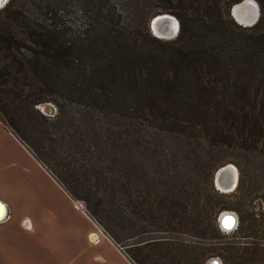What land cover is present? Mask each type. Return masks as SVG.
Instances as JSON below:
<instances>
[{"label":"trees","instance_id":"obj_1","mask_svg":"<svg viewBox=\"0 0 264 264\" xmlns=\"http://www.w3.org/2000/svg\"><path fill=\"white\" fill-rule=\"evenodd\" d=\"M243 1L0 9V120L133 264H264V0L253 27L231 16ZM170 13L181 22L175 40L140 30ZM228 163L238 186L219 193L214 176ZM228 195L239 225L226 234L252 242L208 246L225 233Z\"/></svg>","mask_w":264,"mask_h":264},{"label":"crops","instance_id":"obj_2","mask_svg":"<svg viewBox=\"0 0 264 264\" xmlns=\"http://www.w3.org/2000/svg\"><path fill=\"white\" fill-rule=\"evenodd\" d=\"M3 207L6 216L0 220V264H112L99 249L104 243L117 252L124 264H133L0 120V215L4 213ZM52 235L67 238L73 260L60 263L56 256L42 262L31 259L33 240ZM93 235L97 236L95 241ZM20 242L32 244V249L23 248L29 252L24 258L20 255ZM44 248L50 251L51 247ZM94 248L99 252L87 255Z\"/></svg>","mask_w":264,"mask_h":264},{"label":"rangeland","instance_id":"obj_3","mask_svg":"<svg viewBox=\"0 0 264 264\" xmlns=\"http://www.w3.org/2000/svg\"><path fill=\"white\" fill-rule=\"evenodd\" d=\"M224 2H225V0H224ZM145 6H146V3L144 1H142L141 2V7H145ZM130 9L132 11V14L130 16V19H133L134 13H135V10L136 9H133V7L130 8ZM140 10H142V9L140 8ZM173 11L174 12L175 11L176 12L177 11H180L179 6L178 7H175ZM169 15L173 16L174 18H176L179 21L180 31H181V22H180V19L175 14H173V13H170ZM230 18H232V17H230ZM151 20L152 19H150L149 21H147L145 23L144 22L141 23L140 24V30L144 34V33H146V29H149L150 32H151V34L153 36H155L154 33L152 32L151 28H150V22H151ZM180 31L178 32V34L176 35V37H174L172 39H161V40L162 41H165V42L166 41L175 40L178 37V35L180 34ZM155 37L158 38L157 36H155ZM228 164L229 165H234L235 167H237L234 163H228ZM220 192L221 191H219V193ZM221 193L232 194V192H224V191H222ZM228 196L229 197H223L222 196V198H221L224 201V204H222V206L223 207H226L228 209V210H226L224 212H234V213H236V215L238 216V219H239V213L235 210V208H233V207H235L236 199H234L233 197H230L231 195H228ZM259 209H263V207H253V211L256 212L257 216H258V213H259ZM226 233L227 232L223 233V232L219 231V237H220V239L213 240V241H209V242H207V245L208 246H215V247H219L220 248V247H222L224 245L232 244V243L233 244H235V243L236 244H246L248 242H252L249 239H245V238H241V237H234V234H226ZM169 236H171V235H167V234H153V235L146 236L145 238H148V239H152V238H154V239H163V238L169 237ZM172 236L173 237H177L175 235H172ZM65 240H67V238H61V237H58V235H52L51 237H49L47 239H41L40 238L38 241L37 240H35V241L33 240V247H34L33 254H34V257L31 256L32 257L31 259H34L35 261H38V262H42L43 260L44 261L52 260L53 259L52 256H56L55 258L60 263H62V262L64 263V262H66L68 260H73V257L71 256L73 254L71 253L70 250H68L69 244ZM139 241H141V239L134 240V241H132L130 243H137ZM18 245H19V248L21 247L20 248V252H21L20 255H21L22 258H24V255L25 254L29 253V252H26V251L23 250L24 247H28V248L32 249V244L31 243L25 244V243L20 242V243H18ZM49 246L51 247L50 248V251L44 250L45 249L44 247L48 248ZM96 249L97 248L90 249L87 252V255L88 254L89 255L90 254L91 255H94L96 252H99L98 251L99 249H101V251L103 252V254L105 255V257H107V258H109L111 260L112 264H124L123 263V260L121 258H119L117 252L113 248L109 247L107 244L104 243L103 245H101L99 247V249H97V250ZM120 249H123V247H120ZM30 252H32V251H30ZM217 259H219L221 261V263L223 264V261L220 258H217ZM23 261H27V260H24L23 259ZM153 262H155V261L153 260ZM31 263H34V262L31 261ZM261 263H264V252H261ZM160 264H163V263H160Z\"/></svg>","mask_w":264,"mask_h":264},{"label":"bare ground","instance_id":"obj_4","mask_svg":"<svg viewBox=\"0 0 264 264\" xmlns=\"http://www.w3.org/2000/svg\"><path fill=\"white\" fill-rule=\"evenodd\" d=\"M236 18L237 20L242 23L243 25L251 24L255 22L259 17V7L255 0H245L240 4L235 6ZM168 20L164 22H159L157 25L154 26L156 35H158L162 39H169L176 37L177 33L180 31V24L179 21L171 15H167L166 17ZM162 19V18H158ZM156 21V20H155ZM51 109V108H49ZM227 169L230 173L231 179L233 181L231 189H225L221 186V190L224 192H233L237 185L238 179V171L234 165H228ZM4 213L0 215V220H2L6 216L5 208L3 207ZM236 220V219H235ZM224 226H231L232 219H225L223 222ZM92 240L95 241L97 239L96 235H93ZM211 264H216L215 262Z\"/></svg>","mask_w":264,"mask_h":264},{"label":"water","instance_id":"obj_5","mask_svg":"<svg viewBox=\"0 0 264 264\" xmlns=\"http://www.w3.org/2000/svg\"><path fill=\"white\" fill-rule=\"evenodd\" d=\"M9 2V0H0V9H2L4 6H6V4ZM256 2V1H255ZM257 3V2H256ZM258 5V3H257ZM259 7V5H258ZM231 16L235 19V21L243 26V27H253L254 25L257 24L258 20H259V17H260V8H259V17L258 19L251 23V24H247V25H243L242 23H240L237 18H236V12H235V6H233L231 8ZM167 15L169 14H161V15H158L156 17H154L151 22H150V28L152 30V32L154 33L155 36H157L158 38H160L158 35H156V32H155V29H154V26H158L157 24L159 22H164L166 20H168L166 17ZM158 18H162V19H158ZM156 20V21H155ZM178 34V33H177ZM162 39V38H160ZM169 39H172L169 38ZM39 109H41L43 112L47 113L48 115L50 116H53L56 114L57 112V109L56 107L53 105V104H50V103H45V104H41L39 105L38 107ZM51 108V109H49ZM229 164L219 168L216 173H215V176H214V183H215V186L216 188L222 192V188L221 186H223L225 189H231L232 187V179H231V176H230V173L227 169V166ZM237 168V167H236ZM237 171H238V168H237ZM238 174H239V171H238ZM238 182H239V176H238V179H237V185L234 189L237 188L238 186ZM221 188V189H220ZM81 207H84L83 204H80ZM225 219H232V225L231 226H224L223 222ZM236 219V220H235ZM218 222H219V225L221 227V229L227 233H230L232 231H234L235 229H237L238 225H239V219H238V216L236 215V213L234 212H223L222 214H220L219 218H218ZM215 262L216 264H222L221 261L217 258H213L211 259L207 264H211Z\"/></svg>","mask_w":264,"mask_h":264}]
</instances>
